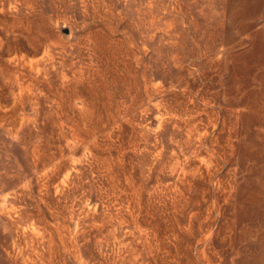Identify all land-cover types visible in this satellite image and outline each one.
Instances as JSON below:
<instances>
[{
	"label": "rangeland",
	"instance_id": "obj_1",
	"mask_svg": "<svg viewBox=\"0 0 264 264\" xmlns=\"http://www.w3.org/2000/svg\"><path fill=\"white\" fill-rule=\"evenodd\" d=\"M0 264H264V0H0Z\"/></svg>",
	"mask_w": 264,
	"mask_h": 264
}]
</instances>
